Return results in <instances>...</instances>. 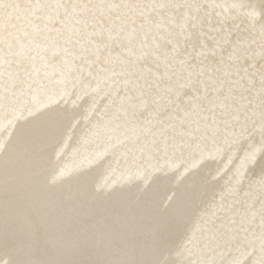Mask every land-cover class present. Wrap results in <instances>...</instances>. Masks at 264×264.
Here are the masks:
<instances>
[{
    "label": "snow or ice",
    "instance_id": "6c2138e0",
    "mask_svg": "<svg viewBox=\"0 0 264 264\" xmlns=\"http://www.w3.org/2000/svg\"><path fill=\"white\" fill-rule=\"evenodd\" d=\"M7 7L18 8L19 5L0 3V8ZM146 7L153 11L188 9L189 12L182 14L179 24L172 17L173 27L166 35L152 36L151 42L145 32L142 51L134 61L123 59L113 64L110 56L103 61L107 67L102 66L100 71L111 72L113 86L117 83L116 77H124L119 81L124 95H119V88L115 89V97L111 93L106 95L109 102L102 110L97 107L100 115L92 123L90 132L81 137L76 154H83V163L90 165L111 153L115 156L112 161L115 169L110 164V171L142 168L145 179L149 178L147 174L154 161L163 159L166 162L172 158L180 161L187 170L206 152L222 154L234 164L229 191L259 187L264 197V43L257 68L250 38L258 32L264 41V0L234 6L248 9L244 13L246 34L226 28L222 21L211 23L199 14L203 6L198 3L161 2ZM126 50L132 51L131 48ZM96 62L100 63L99 60ZM88 74L91 76V71ZM163 81L166 83L162 84ZM165 94L170 98L162 103ZM117 99L121 101L119 104ZM8 102L7 95L0 99L4 105ZM51 103L53 101L49 99L41 102L39 108L26 107L24 111L30 119L17 128L16 143L11 152L2 145L0 150L28 163L39 162L60 147L76 113L58 104L49 107ZM13 119L19 117L13 116ZM116 121L120 122L117 127L139 125L131 143L113 142L109 126ZM80 179L87 185L90 174L84 172ZM261 206L264 209V200ZM248 230L241 223L225 231L206 214L186 241L185 251L200 258H189L182 264H264V213L260 223L259 257L254 248L250 250L246 236L241 238L240 234H246ZM166 245L167 236L162 233L156 248L163 252ZM217 251L219 259L214 258ZM210 255L213 258H207ZM0 264L37 262L18 254L5 231L0 237ZM114 264L177 262L156 259Z\"/></svg>",
    "mask_w": 264,
    "mask_h": 264
},
{
    "label": "bare ground",
    "instance_id": "6f19581e",
    "mask_svg": "<svg viewBox=\"0 0 264 264\" xmlns=\"http://www.w3.org/2000/svg\"><path fill=\"white\" fill-rule=\"evenodd\" d=\"M18 1L19 0H0V3H3L5 5H13V4L19 5L18 8H12V7L0 8V24L1 25L7 24V23H16L18 21H22V19L25 15L28 16V22L35 21V22L40 24V23H42L43 14L49 13V15L51 16L52 21L54 22L55 26H61L63 23H65L67 21L70 22V21L74 20L75 18H77L79 15V12H81L84 8V4L80 0H26V1L20 0V2H18ZM161 2H169V3L180 2V3H193V4L198 3V4L203 6L200 9L199 14L202 17L206 16L207 19L211 23L216 24L218 21H222V22H224V25L226 28H231L234 32H239L240 34H246L245 33L246 21H245L244 13L247 12L248 9L246 7L240 8V7H234V6L235 5L256 4V3H259V0H106L101 5V7L97 8V10H98V13L102 17L107 16V19H111L114 22L119 23L120 25H124L126 23H138V22L144 21V20L171 19L172 17L182 19V14H187L189 12L188 9L153 11L151 8L146 7L147 5L157 4V3H161ZM113 5H118L119 7H113ZM137 5L139 7H136ZM129 6H132V7H129ZM192 13L195 14L194 9L192 10ZM9 14L13 15L12 20L9 19V17H8ZM250 38L253 41L251 51L254 52L257 64L259 65L260 53L262 50L261 46H262V43H264V41H262V38L258 32L253 33ZM14 58H15V54L14 55L8 54L7 52H5V47L2 46V44H0V60L4 61L6 63H11ZM135 58L136 57H134V58H115L112 60V62H113V64H118L119 61H121L123 59H130V60L134 61ZM103 61H104V59L101 61L102 66L107 67V65L103 64ZM27 65H28L27 62L23 63V65H22V77H20V79L16 80L14 82V85L10 89H13L14 92L27 93L29 95H35L36 93H39V95H42L43 94L42 87L44 86V84H38L37 85V84H34L32 82V78H33L32 74L33 73L28 70ZM100 68H97V69L90 68L87 70H78L75 72L74 76L75 75L84 76L83 83H85V84L93 82L92 78H97L94 81L109 83V85H112L111 81L114 78L112 77L111 72H109V71L101 72ZM89 71H91V73H92L91 76H89V74H88ZM173 71H178V69H174ZM115 79L117 80V83L114 86L112 85L113 87L109 90H106V91L101 90V89H93V90L85 89L82 91H77V90L72 89V90H69L67 92H64L61 96L51 97L48 99L47 98L40 99V100H37L36 102H34L33 104H26L24 106L18 107L16 109L17 112L12 114V115L2 116L0 118V128H3L5 130L7 129L10 132L8 134L0 133V145H2L3 148L7 150V152H11L13 146L16 143L17 128L19 127V125L24 123V121L26 119H30V117L28 116V113L26 111H24V109L26 107L39 108V105L41 104V102H47L49 99H51L53 101V103L48 105L49 107H55L57 104L61 108H65V107L70 106V108H68V109L70 111H74L76 113L75 120L72 121L71 127H69L66 130V132L64 134L65 136H67L68 134H72L74 132V130H77L78 127L80 129L84 128V126H86L89 122H93L95 119H97L99 117L100 113L96 109L98 107L99 109L102 110L104 108L105 104H107L109 102V99L105 98L108 93H111L112 96L115 97L116 96L115 89L119 88L120 89L119 95L121 97L124 95L123 85H122V83L119 82V81L123 80L124 77H116ZM256 80H257V86H259L258 75L256 77ZM60 85H61V81H58L56 83L50 84L49 87L51 89H53L55 87H59ZM169 98H170V96L165 94L164 100H162L161 102L163 103V102H165V100H167ZM82 99H84L86 101L79 103L80 100H82ZM120 102L121 101L119 99H117V104H119ZM40 110H43V109H40ZM13 116L19 117V119H13ZM118 124H120V122L116 121L109 126L111 129L110 134L113 137V142H114V137L117 136V133H118V131L120 132V130L125 131V133H127L128 130L129 131L134 130L135 132L139 131V125L138 124H128V125H122V126L117 127ZM90 130H91V128L89 127V129L86 130L84 133L90 132ZM123 131H121V133ZM78 133H79V130L76 134H78ZM84 133L79 135V136L73 137V138H75L74 139L75 143L72 140H70V141L67 140L68 142H66L63 146L57 148V152H55L56 153L55 159L59 158L63 161H69V160L73 161V160H78V158L80 159V157H83V154L77 155V154H73L72 152L77 147V144H79V141H80L81 137L84 135ZM73 135H75V134H73ZM73 135H71V136H73ZM124 135L125 134H123V136ZM117 140H119V139H117ZM117 140H115V141H117ZM2 151L5 152L4 150H2ZM4 154L6 155V153H4ZM50 156H52V154ZM205 156L210 157V162H209L210 167H208V169H204V170L198 169L196 167L198 162L196 163V165L194 167H191V168L186 170L185 167L181 166L180 161L174 160L172 158H169L166 162L163 159L160 160L159 162L154 161L153 167L149 169V172L147 174L149 177L148 179H145L146 174L142 168H134L133 171L135 172V179H136V181L139 180V181L143 182V184H144L143 187L145 189L144 190L145 193L143 195H135V196L131 197L130 199H128L124 204V206L126 208H124L123 210L115 208L116 212L121 211L122 212L121 214H118V215L113 214L112 216H110L108 218L103 217L99 221L102 224H104V223L107 224L111 220L114 221V225L112 224L110 226L111 222L108 224L109 225V227H108L109 232H105L104 230L100 231V234L103 235V238L99 239V240L102 239L101 243H96V242L94 243L92 241L91 242L87 241L91 236L86 241L82 240V237H83V235H82V237H80V239L78 237L77 240L69 241V243H66V245L64 247L65 251L63 250L64 254L62 256H59L58 259H56L54 261V264H114V262H117V261H151V260H156V259L171 260V261L177 262V264H182V262L185 261L186 259L191 258L192 260H195V259L200 258L196 255L190 256L189 253L187 251H185L186 241L190 236L189 230L187 229L188 228L187 224H189L188 222L193 221L194 225H196V227H198L201 223L202 218L205 217L207 214L215 222V224L218 223L217 225L223 226L225 231H230L234 225H239L241 223H243V225L246 228H248L249 221L258 217L259 218L258 221H255L254 223H255V225H259V227H260L261 216H262V213H264V209H262V206H261L262 200H264V197H262L261 190L259 189V187H254L250 190L245 189V190L239 191V192L229 191V181L232 178V170L234 168V164L229 160V158L227 156L222 155V154H217V153L208 154L206 152L203 155V157H205ZM112 157H114V156H112ZM100 159H99V161H100ZM17 160L19 161V159H17ZM10 162H11V160H10ZM4 163H6V162H4ZM15 163L18 164L19 162L18 163L15 162ZM48 163H46V164L48 165ZM62 163H64V162H62ZM104 163H105L104 161L100 162L101 165H104ZM108 163H109V161H108ZM1 164H3V163H1ZM16 164H14V165H16ZM65 164L68 165L67 162ZM92 164H94V163H92ZM38 165H37V167H38V169H40ZM69 165H71V164L69 163ZM62 166L63 165L61 164V168H62ZM89 166H91V165H88V167ZM30 167L32 168V165ZM40 167H41V165H40ZM50 167H49V169L55 168V167H51V168ZM27 168H28V166H27ZM46 168H47V166L45 167V169ZM59 168L60 167H58V169ZM67 168L68 167H66V169ZM72 168H74V167H72ZM77 168L78 167H75V169H77ZM112 168L114 169V166H112ZM26 169H24V170L26 171ZM94 169H95V167H94ZM123 169L126 170V168H123ZM96 170H97V168H96ZM25 171H23V172H25ZM51 171L54 172L53 170H51ZM51 171L50 172L48 171V172L51 173ZM45 172H47V170ZM87 172H88V170H87ZM89 172H91V171H89ZM100 172H101V170H100ZM27 173H28V169H27ZM32 173H33V171H32ZM37 173H39V172L37 171ZM58 173L61 174L59 170H58ZM58 173H55V174L59 175ZM65 173H67V172H65ZM76 173H78V172H76ZM99 173H98V175H100ZM128 173H129V169L125 171V176H120V174H119V176L116 177V175H115L116 179H120V183L118 185L120 186L121 189H124L125 187L127 188V185H129L128 183L133 181V177L131 175H128ZM69 174H67V175H69ZM89 174H91V173H89ZM32 175L34 176L35 174H32ZM38 175H40V173ZM67 175L65 176L66 178L69 177ZM74 175H75V173H74ZM74 175H71V176H74ZM95 175L97 176V173ZM28 176H29V178H31L30 175H28ZM41 176H43L42 173H41ZM52 176L54 177V175H52ZM108 176H109V174H108ZM38 177H40V176H38ZM38 177L36 175V177H34V178H38ZM44 177L46 178L47 176L45 175ZM56 177H59V176H56ZM61 177H63V175ZM77 178H79V177H77ZM109 178H111V177L109 176ZM2 179H3V177H2ZM17 179L18 178L15 179L16 182H18ZM92 179H93V176H92ZM98 179H100V178H98ZM101 179H103V178H101ZM27 180H28V178H27ZM30 180H28L29 183H30ZM35 180H37V179H35ZM58 180H59V178H58ZM4 181H5V179H4ZM6 181L8 183V180H6ZM9 181H11V180H9ZM26 181H24V182L27 184L28 181L27 182ZM74 181H75V178H74L73 182ZM16 182H15V184H16ZM55 182L53 181L52 183L57 184ZM92 182H93V180H92ZM35 183H34V185H35ZM39 183H40V181H39ZM69 183H71V182H69ZM102 183H104V181H102ZM0 184H2V183H0ZM21 184H20L19 188L21 187ZM47 184H48V182H47ZM88 184H92V183H88ZM96 184H98V183L96 182L95 185ZM23 185L25 187L24 183H23ZM27 185H29V184H27ZM36 185H37V183H36ZM41 185H38V187L40 186L39 187L40 189H41ZM69 185H71V184H69ZM95 185H93V186L95 187ZM110 185L111 184H109V186ZM133 185L134 184H132V186ZM49 186L51 187V185H49ZM58 186H60V185L58 184ZM74 186L76 187V185H74ZM74 186H71V187H74ZM85 186H87V185H85ZM12 187H14V185ZM28 187H27V189H28ZM31 187L34 188V186H31ZM47 187H48V185H47ZM54 187H56V185ZM106 187L108 188V185ZM106 187H104V188H106ZM22 188H23V186H22ZM90 188H92L94 190L93 187H90ZM12 189H14V188H12ZM69 189H71V188H69ZM87 189H85L83 191H88L89 189L88 190ZM112 189H113V187H112ZM137 189H138V186H137ZM21 190L22 189H20V191ZM90 190H89V192H90ZM119 190L120 189H118V192H119ZM9 191H11V190H9ZM29 191H31V190H29ZM72 191H73V189H72ZM104 191H106V190H104ZM17 192H18V190H17ZM25 193H27V192H25ZM57 193H58V191H57ZM66 193L67 192H65V194ZM69 193H70V190H69ZM43 194H44V191H43ZM37 195H39V194H36V196ZM86 196H88V195H86ZM46 198H45V200H46ZM60 198H59V200L58 199L57 200L61 201ZM67 198H68V196H67ZM82 199H83V197H82ZM47 200H50V199H47ZM51 200H53V199H51ZM51 200H50V202H51ZM72 200H73V197H72L71 201ZM89 200L87 199V201H89ZM96 200L100 201L99 196L96 197ZM74 201H75V198H74ZM25 202H26V200H25ZM44 202L47 203V201H44ZM70 202H69V204H70ZM81 202H83V201H80V204H81ZM83 203H85V202H83ZM116 203L117 202H115V204ZM53 204L55 205V203H53ZM58 204L56 206H58ZM60 204H61V202H60ZM65 205L66 204L64 203V206ZM89 205H88V207H89ZM49 206L51 207V205H49ZM62 206H61V208H63ZM68 206H66V207H68ZM82 206H84V205H82ZM59 207H58V209H60ZM55 208L57 209V207H55ZM75 208H77V207H75ZM75 208H73V209H75ZM45 210H47V209H45ZM80 210H81V208H80ZM80 210L78 209V211H80ZM84 210H86V209L84 208ZM40 211H42V210H40ZM43 211H44V209H43ZM71 211L73 212L72 209H71ZM29 212H31V211H29ZM64 212H66V210ZM53 213H54V210H53ZM75 213L74 214L77 216L78 215L77 213H79V212H75ZM91 213H93V212H91ZM95 213H97V212H95ZM58 214H59V212H58ZM38 215H40V214H38ZM31 216H32V214H31ZM51 216H53V215H51ZM48 217H50V216L48 215L46 218H48ZM97 217H96V219H97ZM0 218H2V221L0 220L1 221L0 224L2 222H3V224L5 223V226L3 227V229H0V237H2L4 235L5 231H7L10 239L13 242V245L15 247L16 252L20 255H23L25 258L34 261L32 258V256H33L32 252L30 251V249L34 248V247L32 246L30 248L29 247L30 245L28 247L26 245L28 243L29 239L31 238L32 234H31L30 228H28L27 223L23 224L24 218L22 217V215H20L19 213L10 211L6 214V216H4V218L3 217H0ZM39 219H40V216H39ZM74 219H75V217H74ZM255 220H257V219H255ZM51 221H52V218H51ZM53 221H54V223H56L55 220H53ZM92 221H94V220H92ZM47 222H49V221H47ZM94 222H96V221H94ZM36 223H37V221H36ZM92 223H91V225H92ZM49 224H50V222H49ZM31 225H32V223H31ZM48 225H46V226H48ZM76 225L77 224H75V226ZM86 225H84V226H86ZM91 225H90V227H92V226L95 227L97 224L96 225L93 224L92 226ZM54 226L52 225V228ZM64 226H66V225H64ZM98 226H100V224ZM72 227H74V226H72ZM178 227H180V228L178 229ZM43 228H44V226H43ZM76 228H78V227L76 226ZM105 228H106V226H105ZM164 228H166V229L164 231H162V229H164ZM64 229H66V228H64ZM72 229H74V228H72ZM149 229H152V231L150 233H148ZM129 230H132L130 232L132 234L129 233ZM252 230H254V229H252ZM51 231H52V229H51ZM162 233L167 236V245H166V249L163 252L159 251L156 248V241L158 240L159 236ZM98 234L93 233V236L94 235L99 236ZM49 235H50V233H49ZM240 235H241L242 239H245V236H246V242L249 243L250 250L252 248H254L256 253H260V248H261L260 230L258 232H252V231L248 230V232L246 234L241 233ZM86 237H87V235H86ZM75 238H77V237H75ZM67 240L65 239V241H67ZM95 240H98V239H95ZM141 240L144 241V243L150 244L149 249L142 250V249L135 248V247H137L135 245H137V244L139 245L141 243ZM169 240H171V241L177 240L176 242H178V243L180 242L182 244H180V245H169L168 244ZM53 242L54 241H52V243ZM60 242H61V240H60ZM49 244H50V242H49ZM60 249H61V247H60ZM99 250H101V251H99ZM40 251H41V249H40ZM58 251H57V253H58ZM53 254L54 253H52V255ZM27 255H29V256L26 257ZM101 255H103L102 259H101V257L99 258V256H101ZM151 256H152V258H149ZM5 258H7V257H5ZM207 258H213V257L210 255ZM214 258H216V259L220 258L219 251H217V253L214 254Z\"/></svg>",
    "mask_w": 264,
    "mask_h": 264
},
{
    "label": "rangeland",
    "instance_id": "374dc122",
    "mask_svg": "<svg viewBox=\"0 0 264 264\" xmlns=\"http://www.w3.org/2000/svg\"><path fill=\"white\" fill-rule=\"evenodd\" d=\"M24 1H26V0H24ZM80 1L84 4V8L81 12H79L78 17L75 18L74 20L70 21V22L67 21V22L63 23L61 26H55V24L52 21V18L49 15V13L43 14L42 23H40V24L35 22V21L28 22V16L27 15H25L23 17L22 21H18L16 23L2 24V25L0 24V44H2V46L5 47V52H7L8 54H12V55L15 54V58L13 59V61L11 63H6V62L0 60V99H2L5 95H7L9 98V102L7 103V105L0 103V118L2 116H5V115H12V114L16 113L17 112L16 109L18 107L24 106L26 104H33L34 102H36L37 100H40V99H45V98L48 99L51 97L61 96L64 92H67V91L72 90V89L77 90V91H82L85 89H87V90L101 89V90L106 91V90L111 89L113 86L109 85V83L94 81L97 78H92L93 82L85 84V83H83L84 76H81V75H75L74 76V74L78 70H87L90 68H94V69L100 68L102 66L101 61L103 59L105 60L109 56L111 57L112 60L115 58H134L137 55H139L140 52L142 51L141 43H142V37L145 34V32H147L149 35V41L148 42H151L152 36L166 35L167 30L170 27H173L172 18L171 19L144 20V21H140L138 23H126L124 25H120L119 23L114 22L111 19H107V16L102 17L98 13L97 8L101 7V5L106 0H80ZM18 2H20V0ZM8 17L10 20H12L13 15L9 14ZM175 20H176V24H179L182 19L175 18ZM148 21H151V23H148ZM105 45H107V47H105ZM127 48H131V50H132L131 53L126 50ZM252 53L254 54V52H252ZM97 60H99L100 63H97L96 62ZM25 62L28 63V65H27L28 70L33 73L32 74L33 75L32 82L34 84H37V85L38 84H44V86L42 87V90H43L42 95H39V93H36L35 95H29L27 93L14 92L13 89H10L14 85V82L16 80L20 79V77H22V65ZM259 62H260V60H259ZM258 67H259V65L257 64V68ZM58 81H61V85L59 87H55L53 89H51L49 87L50 84L56 83ZM161 83L163 84L166 82L163 81ZM258 87L259 86H257V88ZM83 101H86V100L82 99V100H80L79 103H81ZM65 108L68 109V108H70V106L65 107ZM96 120L97 119H95L93 122H95ZM93 122H89L82 129H80L78 127L77 130H74V132L72 134H68L67 136L64 135L61 146H63L66 142H68L70 140L74 141L75 138H73V137L83 134L86 130L89 129V127L91 128ZM78 130H79V133L76 134L78 132ZM121 131H123V130H120V132L118 131L117 136L114 137V142H116L115 140L119 139L120 141L124 140L127 143H131L132 138H134L135 135L137 134L136 132H138V131L135 132L134 130H130V131L128 130L127 133H125V131H123L121 133ZM9 132L10 131L7 129L5 130L3 128H0V133H2V134H8ZM73 134H75V135H73ZM123 134H125V135L123 136ZM71 135H73V136H71ZM119 140H117V141H119ZM74 143H75V141H74ZM78 145L79 144H77V147L73 150V152H72L73 154H76V150L78 148ZM55 152H57V149L55 151H50L47 154V156L43 160H40L39 162L23 163L20 160L18 161L15 156L10 157L6 152H3L2 150H0V155H1L0 156V162L2 161L1 163H3V164L0 163L1 164L0 165L1 166L0 167V179H1L0 183H2V184H0L1 185L0 186L1 187L0 188V209H1L0 210V217L4 218V216H6V214L10 211L16 212V213H19L20 215H22V217L24 218L23 224L27 223L28 228H30V231L32 234L31 238L29 239L30 242L28 241V243L26 245H27V247L30 245L29 246L30 248L32 246L34 247V248H31V249L29 248V249L32 252L33 260L34 261L36 260L37 264H54V261L56 259H58L59 256H62L64 254V251H65L64 247H65L66 243H69V241L77 240L78 237L80 239V237H82V235H83L82 240L86 241L91 236L87 241H89V242L92 241L94 243L95 242L101 243L102 239L101 240H99V239L103 238V235L100 234V231L104 230L105 232H109L108 231L109 230L108 224L111 222L110 226L112 224L114 225V221L111 220L107 224L104 223L105 225L99 221L103 217L108 218V217L112 216L113 214H116V215L121 214L122 212L121 211L116 212V209L123 210L124 208H126L124 206V204L128 199H130L131 197H133L135 195H143L145 193V191H144L145 189L143 187L144 186L143 182L139 181V180L136 181V179H135V172L133 171L134 168H128L129 169L128 175H131L133 177V181L128 183L129 185H127V188L126 187L124 189L120 188V186L118 185L120 183V179H116V177L119 176V174H120V176H125V171L128 169L126 168V170H124L123 168H120V169H116L114 171H110L109 170L110 164H111V166H114V169H115V165L112 164V161L115 159L114 158L115 156L111 153L105 154L106 157L102 156V157H100L101 159L100 158H98V160L96 159L93 162L94 164H90L92 167L91 166L88 167V164L82 163L83 157H80V159L78 158V160L63 161L59 158L55 159L56 158ZM4 153H6V155ZM8 153H10V152H8ZM51 154H52V156H50ZM112 156H114V157H112ZM99 159H100V161H99ZM10 160H11V162H10ZM101 161L105 162L104 165L100 164ZM108 161L110 164L108 163ZM4 162H6V163H4ZM15 162H17V163L19 162V163L16 164ZM48 162L49 163L51 162V163L49 164ZM62 162H64V163H62ZM66 162L68 163V165H69V163L71 165L68 166L67 164H65ZM197 162H198V164L196 167L198 169L204 170V169H208V167H210V164H209L210 157H208V156L202 157ZM46 163H48V165ZM14 164H16V165H14ZM61 164L63 165L62 168H61ZM31 165H32V168L30 167ZM37 165L39 166L40 169H38ZM40 165H41V167H40ZM49 165L51 167H55V168L49 169V167H50ZM27 166H28V168H27ZM46 166H47V168L45 169ZM58 167H60V168L58 169ZM66 167H68V168L66 169ZM72 167H74V168H72ZM75 167H78V168L75 169ZM94 167H95V169H94ZM26 168L28 169V173H27ZM96 168H97V170H96ZM24 169H26V171ZM57 169L60 171L61 174L63 173L62 175L65 179L63 177H61L62 175L58 173ZM46 170H47V172H45ZM51 170H53L54 172H52ZM87 170H88V172L91 171V172H89V173H91L89 183H92V184H87V186H85L80 179V177H81L80 175H82L84 172H87ZM100 170H101V172H100ZM23 171H25V172H23ZM32 171H33V173H32ZM37 171L40 173V175H38L39 173H37ZM48 171L49 172L51 171V173H49ZM65 172H67V173H65ZM76 172H78L80 175ZM26 173L28 175H30L31 178H29V176ZM41 173L43 174V176H41ZM55 173H58L59 175H56ZM69 173L71 175H74V173H75V175H74L75 177L71 176ZM96 173H97V176L95 175ZM98 173L100 175H98ZM107 173L109 174V176L112 179L109 178ZM32 174H35V175L33 176ZM67 174H69V175H67ZM36 175H37V177L40 176L41 178L40 177L34 178V177H36ZM45 175L47 176L46 178L44 177ZM52 175H54V177ZM55 175L59 176V177H56ZM66 175L69 176V177H67L68 179L65 177ZM115 175H116V177H115ZM92 176H93V179H92ZM2 177H3V179H2ZM77 177H79V178H77ZM16 178H18L17 179L18 182H16V180H15ZM27 178H28V180L31 179L30 183L27 180ZM58 178L61 182L58 180ZM74 178H75V181L73 182ZM98 178H100V179H98ZM101 178H103V179H101ZM4 179H5V181H4ZM35 179H37L38 181ZM6 180H8V183ZM9 180H11V181H9ZM23 180L24 181L27 180L28 181L27 184H29V185H27ZM92 180H93V182H92ZM101 180L104 181V183H102ZM14 181L16 182V184ZM39 181H40V183H39ZM53 181L54 182L56 181L55 183H57V184H53L52 183ZM95 181L98 184L95 185V183H96ZM35 182L37 183V185ZM47 182H48V184H47ZM69 182H71V183H69ZM23 183L25 184V187H24ZM34 183L36 186L34 185ZM20 184H21V187L19 188ZM58 184L60 186H58ZM69 184H71V185H69ZM106 184L108 185V188L106 187L107 186ZM109 184H111V185L109 186ZM132 184H134L135 186L133 185L134 186L133 187ZM13 185H14V187H12ZM30 185L34 186V188L31 187ZM38 185H41V189L39 188L40 186L38 187ZM47 185L49 188L47 187ZM49 185H51V187ZM55 185L57 188L54 187ZM74 185H76L77 188ZM93 185H95V187ZM136 185L138 186V189H137ZM22 186H23V188H22ZM26 186L27 187L29 186L28 189ZM71 186H74L75 188L71 187ZM90 187H93L94 190ZM104 187H106V188H104ZM112 187H113V189H112ZM12 188H14L15 190ZM69 188H71V189H69ZM84 188L85 189L90 188L91 190L90 189L89 190H90V192L91 191L92 192L90 193L88 189H87L88 191H83V190H85ZM20 189H22V190L20 191ZM72 189H73V191H72ZM118 189H120L119 192H118ZM9 190H11V191H9ZM17 190H18V192H17ZM29 190H31V191H29ZM69 190H70V193H69ZM104 190H106V191H104ZM43 191H44V194H43ZM57 191H58V193H57ZM25 192H27V193H25ZM65 192H67V193L65 194ZM35 193L39 194V195L36 196ZM86 195H88V196H86ZM67 196H68V198H67ZM98 196L100 198V201L96 200V197H98ZM44 197L45 198L47 197L46 200ZM72 197H73V200L71 201ZM82 197H83V199H82ZM59 198L61 201H58ZM74 198H75V201H74ZM47 199H50V200L53 199V200H51V202H50V200H47ZM87 199L88 200L90 199V200L87 201ZM25 200H26V202H25ZM44 201H47V203ZM80 201H83L85 203L81 202V204H80ZM114 201L117 203L115 204ZM60 202H61V204H60ZM69 202H70V204H69ZM53 203H55V205ZM56 203L57 204L59 203L60 205L58 204V206H56L57 205ZM64 203L66 204L65 206H64ZM49 205H51V207ZM82 205H84V206H82ZM88 205H89V207H88ZM54 206L57 207V209ZM61 206L63 208H61ZM66 206H68V207H66ZM58 207L60 209H58ZM75 207H77V208L79 207L78 209L80 210V208H81V210L78 211V209ZM70 208L73 210V212L71 211ZM73 208H75V209H73ZM84 208L86 210H84ZM27 209L31 212H29ZM43 209H44V211H43ZM45 209H47V210H45ZM40 210H42V211H40ZM53 210H54V213H53ZM65 210L67 213L64 212ZM74 211L79 212V213H77L78 214L77 216L75 215L76 213ZM58 212H59V214H58ZM91 212H93V213H91ZM95 212H97L98 214ZM31 214H32V216H31ZM38 214H40V215H38ZM47 214L52 218V221H51L50 217H48L49 219L46 218L48 216ZM50 214L53 215L55 218L53 216H51ZM39 216H40V219H39ZM74 217H75V219H74ZM96 217H97V219H96ZM255 219H257V220H255ZM258 219L259 218L257 217V218H254V219L249 221V223H248L249 231L258 232L260 230L259 225H255V223H254L255 221H258ZM0 220L2 221V218H0ZM53 220H55L56 223H54ZM92 220L96 221L97 223L92 221ZM36 221L38 224L36 223ZM47 221H49L51 225ZM31 223H32V225H31ZM74 223L77 224L76 226L78 228H76ZM91 223H92V225L93 224L94 225L97 224V225L94 227L91 225ZM188 223L189 224H187V227H188L187 229L189 230V235H191L192 232L197 227H196V225H194L193 221L188 222ZM1 224H0V229H3V227L5 226V223L3 224V222H2ZM89 224L92 227H90ZM99 224H100V226H98ZM46 225H48V226H46ZM52 225L53 226L55 225V226L52 228ZM64 225H66V226H64ZM84 225H86V226H84ZM43 226H44V228H43ZM72 226H74V227H72ZM105 226H106V228H105ZM50 228L52 229V231ZM64 228H66V229H64ZM72 228H74V229H72ZM179 228L180 227H178V229ZM165 229L166 228L162 229V231H164ZM252 229H254V230H252ZM131 231L132 230H129V233ZM151 231H152V229H149L148 233H150ZM49 233H50V235H49ZM93 233L94 234L99 233L98 234L99 236H97V235L93 236ZM130 234H132V233H130ZM86 235H87V237H86ZM75 237H77V238H75ZM64 238L66 240L67 239L68 240L65 241ZM95 239H98V240H95ZM60 240H61V242H60ZM52 241H54V242L52 243ZM170 241L171 240L168 241L169 245H180V244H182L180 242L179 243L176 242L177 240L176 241L174 240L175 242L174 241L170 242ZM49 242H50V244H49ZM135 246H137L135 248L147 250V249H149L150 244L144 243V241L141 240V243L139 245L137 244ZM60 247H61V249H60ZM40 249H41V251H40ZM57 251H58V253H57ZM99 251H101V250H99ZM52 253H54V254L52 255ZM256 254L258 257L259 256L258 254H260V253H256ZM28 256L29 255H27L26 257H28ZM100 257L102 259L103 255L99 256V258ZM149 258H152V256Z\"/></svg>",
    "mask_w": 264,
    "mask_h": 264
}]
</instances>
